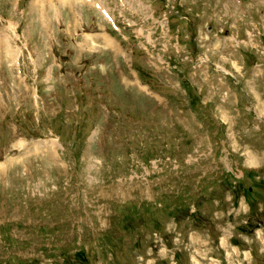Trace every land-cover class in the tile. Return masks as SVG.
<instances>
[{
    "label": "rangeland",
    "instance_id": "rangeland-1",
    "mask_svg": "<svg viewBox=\"0 0 264 264\" xmlns=\"http://www.w3.org/2000/svg\"><path fill=\"white\" fill-rule=\"evenodd\" d=\"M0 264H264V0H0Z\"/></svg>",
    "mask_w": 264,
    "mask_h": 264
}]
</instances>
